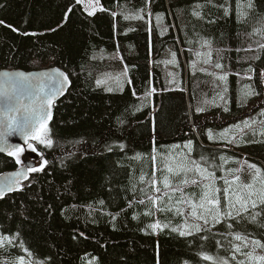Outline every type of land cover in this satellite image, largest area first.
Wrapping results in <instances>:
<instances>
[{"label":"trees","instance_id":"1","mask_svg":"<svg viewBox=\"0 0 264 264\" xmlns=\"http://www.w3.org/2000/svg\"><path fill=\"white\" fill-rule=\"evenodd\" d=\"M251 3L99 0L88 16L74 0H0V71L69 77L48 123L53 145H36L35 163L47 164L0 198V264H241L236 234L264 245V204L248 191V211L199 232L165 205L203 183L192 161L214 164L218 181L237 173L239 192L256 177L249 165L264 179V0ZM249 87L257 95L245 100ZM17 168L0 155V175Z\"/></svg>","mask_w":264,"mask_h":264},{"label":"snow or ice","instance_id":"2","mask_svg":"<svg viewBox=\"0 0 264 264\" xmlns=\"http://www.w3.org/2000/svg\"><path fill=\"white\" fill-rule=\"evenodd\" d=\"M75 5L82 6L84 11L87 12L88 16H92L99 8V0H74ZM249 8H252L253 5L251 0H249ZM103 10V9H99ZM73 11L72 7H69L67 12L65 13V20L68 19V13ZM194 15H198V13L194 12ZM127 18V17H125ZM135 18L142 19L143 17L137 15ZM159 19V17H158ZM5 24L3 20H0V25ZM7 27H12L11 25H6ZM16 31L15 28L12 29ZM55 31V29H52ZM259 32L258 29L254 30ZM27 34V33H26ZM32 35H35L34 33ZM261 48H264V44L260 45ZM216 68H222V65L217 63L215 65ZM127 69H125V72ZM251 71V69H249ZM51 72L54 74L41 73V76L47 77V82L44 80H38L35 77H32L31 74L26 75L23 72H15V73H3L2 75L6 77L5 83L9 84L10 87L6 89H0V95H3L7 101L4 111V119L7 122V128L10 133L18 132L24 141L25 147L20 146L19 144H8L5 140L2 145H0V152H7V154L11 157L15 158V162L17 165H22L20 169H18L15 173L12 174L9 181L3 187H0V198H3L6 192L19 190L21 187V180H27L29 173L40 172L44 169L47 164V160H42L39 163V166H34L29 164L27 161L22 160V155L26 152V150L37 153L36 145H44L45 147H51L53 145V140L48 136V121L52 119L51 107L53 105V101L57 95H61L64 92L65 86L69 83V77L65 75L63 72L59 70L53 69ZM262 79H264V72L260 73ZM220 81H226V75H220L217 77ZM251 79V77H248ZM102 83L101 80H97L96 84L100 85ZM130 83V81H129ZM226 90V89H225ZM111 91V89H109ZM155 91V89H152ZM27 92L28 95L25 96L24 93ZM135 95V93H133ZM146 95H151V92L146 93ZM257 95L254 89L250 87L247 91L243 92V97L246 100L248 97ZM223 98V97H221ZM27 101V102H25ZM202 109H197V111H201ZM227 111V109H225ZM247 124V122H245ZM38 125V126H37ZM211 139V136L209 137ZM35 142V144L33 143ZM191 146V141H189L186 147ZM121 147H123L121 145ZM195 169L201 174L202 179L208 180L213 176V173L207 172L206 169H202L200 165L196 164L195 161L191 162ZM181 170H187L185 165L178 166ZM250 168H255L257 175L260 173V169L256 168L255 165H249ZM169 171H172L170 168ZM207 173V175H205ZM143 179V177L141 178ZM239 180V177L235 178ZM187 183V181H184ZM193 183H197L196 181H192ZM227 184L228 181L226 180ZM264 184V180L261 181ZM165 188L169 187L168 183L165 182ZM207 190L203 192L201 196V203L199 205L200 208H205V204L213 206L211 209H205L207 212L215 211V215L212 219L216 222H219V217L221 215H231L230 212L224 213L220 207L221 201L216 198L214 195V191L211 187V184H206L204 186ZM246 188L250 189L248 196L251 197L254 193L251 191L252 185H245ZM159 191V188L156 189ZM215 191H219L216 189ZM225 195L228 194V189H224ZM151 200L152 198L149 197ZM157 199H159L157 197ZM259 200L261 204H264V189H262L259 193ZM236 202L241 204L243 211H248L247 208V200L243 199L240 196H237ZM143 203V201H140ZM156 201L153 200V204ZM231 205V202L229 201ZM234 207V205H231ZM197 205H192V215L196 219H204L205 224L208 223V220L205 219L203 215H198L196 212ZM252 207H256V201H252ZM146 214H151L146 213ZM237 215H240V212H237ZM252 220L255 221V216L253 215ZM150 227L153 229L159 227L158 224H153ZM231 227V225H229ZM177 229H173L176 231ZM195 230L197 232L201 231V227L195 226ZM184 231L180 232L181 236L187 235ZM236 240H243L244 238L236 234L234 237ZM8 240V237H0V242ZM8 242H11L10 240ZM258 247H264L261 245L260 241L254 240L252 241ZM239 251V248L236 249ZM31 255V253H29ZM205 260H211L212 257L204 256ZM255 259L264 261V256L256 257ZM16 264H26L25 258L23 256L17 258ZM221 264H227V261H222ZM242 264V262H241Z\"/></svg>","mask_w":264,"mask_h":264},{"label":"rangeland","instance_id":"3","mask_svg":"<svg viewBox=\"0 0 264 264\" xmlns=\"http://www.w3.org/2000/svg\"><path fill=\"white\" fill-rule=\"evenodd\" d=\"M99 9H101L100 5H99V8H98V10L96 12L100 11ZM85 13H87V12H85ZM262 124L264 125V123H262ZM248 127H250L249 124H248ZM220 139H223V138H220ZM28 152H30V151L26 150L25 153H28ZM23 156H24V154L22 155V159H23ZM39 163L40 162L35 163L37 167L39 166ZM209 164H212V162L209 161ZM21 166L22 165H18V168L21 167ZM185 166H186V169H187L185 171H188V170H191V168L192 169L194 168L190 164H186ZM212 167H214V164H212V166H211V168L209 170V172H211V173H213V171L211 170ZM236 177H239L237 173L232 174V175H228L227 179H222L221 181H218L216 178H211V179H208V180H204L203 179V183L201 184V186H194L193 190L187 192V194L192 195L191 199L190 198H186V196L183 195L184 190H186L187 188H181L179 190L180 191V194H179L180 200L173 201L172 199L168 198L167 199L168 201L165 202V205L167 207L169 206V208L170 207L172 208L171 212H173L174 216H183L182 222H183L184 226H190L191 224H193V226H199L201 228H209L210 227V222L211 223H215L216 222V221H214L212 219V217L215 215V211L213 210L210 213L205 211V209H211L213 207L211 205L205 204V208H203V209L199 207L200 203L202 202L201 201V196H202L203 192L207 190L204 186L206 184H211V187H212V189L214 191V195L216 196V198L221 200L222 199V197H221L222 195H223V198H225L224 197V194H225L224 189H226V188L230 189V188H234L236 186V189L238 190V188L240 186H242L240 184H237V180L235 179ZM242 179H244V178H242ZM226 180L228 181L227 184L225 183ZM262 180H264V179L261 178L260 173H259V175L256 174V177L250 178V182L248 184L252 185L251 191L254 193V195H252L251 197L248 196V193H249L250 189H248V190L244 189L241 192H239L243 188H241L238 191H235V192H232V193H228L226 195V196L229 197L228 201L231 202V205H234V207H232L229 204V208L231 209V212H230L231 215L232 214H236L237 215V212H240V213L244 212L242 207H241V204L236 202L237 196L241 197V195H240L241 193H243L244 191H246V192L248 191V193H247L248 198H252L253 196H259L260 192H259V190L256 187H257V185L261 184L262 185V189H264V184L261 183ZM219 182H221V183H219ZM187 184H189V182H187ZM244 188H246V187H244ZM216 189H219V191H215ZM220 194H221V196H220ZM164 195L165 194H162L161 192H158V191L154 192V196L155 197L164 198L165 197ZM193 204L197 205V207H196L197 214L198 215H203L205 217V219L208 220L207 224H205L204 219H196L192 215V211H193L192 205ZM231 215L230 216L227 215V216L231 217ZM220 217H219V219H220ZM233 242H234V246H235V254L239 256V259L243 263H245V264H264V261L255 259L256 257L264 256V253L262 252V250L258 249L253 243H250V242H248L245 239L236 240L235 238H234ZM237 247L239 248V251L236 250ZM246 248H247V251H245Z\"/></svg>","mask_w":264,"mask_h":264},{"label":"water","instance_id":"4","mask_svg":"<svg viewBox=\"0 0 264 264\" xmlns=\"http://www.w3.org/2000/svg\"><path fill=\"white\" fill-rule=\"evenodd\" d=\"M53 69H56V70H59L60 72H63V71H61L58 68H51V69L39 70V71H31V72H25V71H22V70H1L0 71V89H6V88L10 87L9 84L5 83L7 78L2 75L3 73L23 72L26 75L31 74L32 77H35L38 80H44L45 82H47V77L46 76H41L40 74L41 73L53 74L51 72V70H53ZM68 87H69V83L65 86L63 94L57 95L55 97V99L53 101V105L51 107L52 117H53V114H54V107L56 106L57 102L65 95V93L68 90ZM24 95L27 96L28 93L25 92ZM25 102H27V101H25ZM6 103H7V101H6L5 97L3 95H0V145H2L3 142L6 140L8 142V144H19L20 146L26 148V145H24L23 138L18 132L10 133L8 131L7 122L4 119V111H5ZM50 121L51 120H49L48 123ZM0 155L9 156L7 154V152H0ZM25 157H27L29 159V160L27 159L25 161H27L29 164H32V165L35 166V161L37 160L38 155H36L35 153L28 152V153H25ZM21 167H19L17 169H14L12 171H7V172L1 174L0 175V187H3L6 184V182L10 180L12 174L15 173ZM23 181H25V180H21V183ZM15 191H17V190L6 192L5 195L13 193Z\"/></svg>","mask_w":264,"mask_h":264},{"label":"bare ground","instance_id":"5","mask_svg":"<svg viewBox=\"0 0 264 264\" xmlns=\"http://www.w3.org/2000/svg\"><path fill=\"white\" fill-rule=\"evenodd\" d=\"M166 215V214H165Z\"/></svg>","mask_w":264,"mask_h":264}]
</instances>
